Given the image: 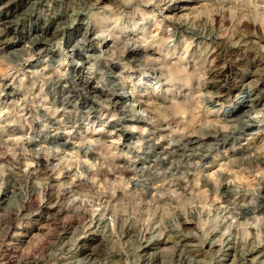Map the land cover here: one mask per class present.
I'll return each mask as SVG.
<instances>
[{
  "label": "clouds",
  "instance_id": "9594fccd",
  "mask_svg": "<svg viewBox=\"0 0 264 264\" xmlns=\"http://www.w3.org/2000/svg\"><path fill=\"white\" fill-rule=\"evenodd\" d=\"M0 264H264V0H0Z\"/></svg>",
  "mask_w": 264,
  "mask_h": 264
}]
</instances>
